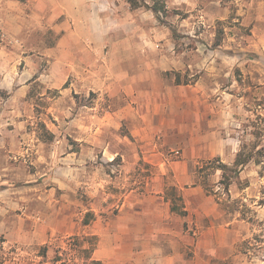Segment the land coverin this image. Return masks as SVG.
Here are the masks:
<instances>
[{"label": "rangeland", "instance_id": "374dc122", "mask_svg": "<svg viewBox=\"0 0 264 264\" xmlns=\"http://www.w3.org/2000/svg\"><path fill=\"white\" fill-rule=\"evenodd\" d=\"M116 3L99 62L60 78L45 54L58 34L41 25L37 2L0 0L2 264H55L58 248L88 264L91 234L94 259L137 264L131 235L152 215L149 195L164 188L179 205L175 185L195 183L218 192L202 203L214 223L203 228L219 239L210 264H264V136L253 134L264 126V0H165L161 20ZM255 143L261 163L224 191L222 171L205 162L232 165ZM173 161L188 172L176 176Z\"/></svg>", "mask_w": 264, "mask_h": 264}, {"label": "crops", "instance_id": "0c3cea01", "mask_svg": "<svg viewBox=\"0 0 264 264\" xmlns=\"http://www.w3.org/2000/svg\"><path fill=\"white\" fill-rule=\"evenodd\" d=\"M34 1L37 2L41 25L58 34L55 43L45 47L48 50L45 54L53 58L54 65L63 66L60 69V78L63 72H65L63 76L68 78L72 70H79L88 60L93 64L99 62V53L105 46L107 38L104 26L106 16L108 18V7L110 4L117 7L116 0ZM146 15L150 14L146 11ZM115 17L113 13V18L117 20ZM2 51L0 49V53ZM182 162H170L176 176L188 172ZM175 186L179 188L181 204L176 205L171 198L165 197V189L162 188L156 190L154 195H149L148 201H151L152 206L150 212L154 220L149 219L151 214L148 218L145 214L139 215V229H135L136 234L131 235L133 251L135 245L133 257L136 258L137 264H200L202 253L210 257L208 264L211 262V256L214 254L213 244L219 239L214 235L213 228L208 227L207 230L203 228L206 218L209 219L211 226H214V223L210 218L212 212L205 210L202 204L211 198L199 184ZM173 204L178 208L176 211L171 210ZM181 211H184V214H181ZM167 219L175 222L169 225L165 222ZM184 222L197 228L193 232L194 236L187 233L189 230L184 231L180 227V223ZM191 228L192 226L189 229ZM145 232L150 233L148 243L141 238ZM187 250L193 251V256L188 257ZM215 252L219 255L217 250Z\"/></svg>", "mask_w": 264, "mask_h": 264}, {"label": "trees", "instance_id": "16d2710c", "mask_svg": "<svg viewBox=\"0 0 264 264\" xmlns=\"http://www.w3.org/2000/svg\"><path fill=\"white\" fill-rule=\"evenodd\" d=\"M127 2L130 5L131 9H137V8H141L144 7L148 10H151L154 14V16L158 19L161 20L162 17L166 16L168 13V9L166 8L165 5V0H151L150 3L146 2L145 0H127ZM217 44H220V39L217 40ZM49 133V132H48ZM255 136L257 137H262L264 136V126L263 129L260 128L257 130V132L253 133ZM259 146V143H255L252 145V147L250 148V151L248 152H244V148L245 146H243V148H241L237 154L236 157L233 161L232 165L223 163L219 157H214L213 159H209L205 162V166L212 168V170H221L222 171V175H221V180L219 181V183L223 186V190L224 191H228L229 190V186L233 183L234 178L239 176V172L240 170L247 164H249L251 161H253V158H255V162L256 163H261V161L256 158L257 154H260L262 151V147L259 148L258 150H256V148ZM253 150H256V155L253 154ZM231 172V173H230ZM203 187L204 190L206 191L207 194L209 195H214L217 196L218 198V192L211 186H207L206 184L203 183ZM217 202V201H216ZM177 206L175 204H173L171 206V210H177ZM181 214H184V211H181ZM87 217L89 214V212L86 214ZM90 220L88 218L84 219V225H89ZM74 239H77L78 236L73 235L71 236ZM89 239L91 240V246L87 247V248H83V252L85 254V259L87 260L88 264H102L100 260H96L92 257V254L94 252V250L96 249V246L98 244V238L96 235L91 234L90 236H88ZM43 251L46 252L47 251V247L44 246L43 247ZM55 255L52 259V262L55 264H70V262H68L67 258H66V251L60 252V249H56L55 250ZM0 264H2V261L0 260Z\"/></svg>", "mask_w": 264, "mask_h": 264}]
</instances>
